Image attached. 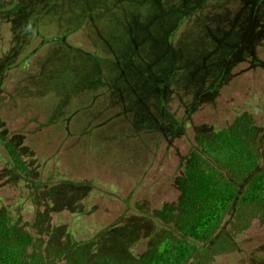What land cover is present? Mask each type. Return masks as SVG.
<instances>
[{
	"label": "rangeland",
	"instance_id": "rangeland-1",
	"mask_svg": "<svg viewBox=\"0 0 264 264\" xmlns=\"http://www.w3.org/2000/svg\"><path fill=\"white\" fill-rule=\"evenodd\" d=\"M204 1L200 0V2ZM210 1L215 4L217 0ZM33 2L27 12L22 13L16 22L0 25V71L4 69V65L17 59L19 62L12 68L20 67L22 59L27 58L34 51L40 50L43 45L50 42L62 43L67 34L66 30H59L64 29L63 23L69 22L66 24L69 31L72 28H77L82 20L87 19L88 12L93 14L94 17L90 20H95L96 27L107 26L109 29L113 26L107 23L108 20H119V18H111L118 10L134 11L145 15L146 11H140L148 9L151 11L152 17L158 16V23L162 22L164 27L166 26L160 36H166L168 42L173 41L178 30L184 26L186 18L191 14V11L187 12L190 7L187 0H51V5L47 10L42 7L46 1L44 3L40 0ZM232 2H235L232 5L236 9H240L244 5V10L235 11L234 27H222L223 31L219 34L216 33L217 37L221 34L228 35L231 43L230 52L231 50L237 51L231 68L228 63L230 55L225 56L217 70L215 66L218 62L212 51L210 55L205 54V56L199 57L204 61V66L201 69L210 72L211 75L214 74L204 82L203 87H192L194 91L190 95L187 92L178 93V108L175 110L178 117L169 110L166 104L167 95L165 94V98L162 93L165 89L160 87V92L157 94L158 99L161 95L160 113L163 117L165 115L169 117L171 125L165 135L176 133L177 130L178 133L166 141L162 140L163 142L150 156V165L145 167L134 168L127 164H120V166L111 164L116 160V154L122 152L121 149H118V145H130L131 141L130 139L118 141L111 138L103 140L101 138H104V135L99 136L97 133L96 135L99 136L97 138L103 141H98L94 157L96 159L100 157V161L103 163L106 161L103 168L91 170L92 173L89 170H83V167L79 168V164L84 166L85 162H89L88 155L81 153L69 157L64 148L57 151L55 155L48 156L49 159H47V153L57 146L58 141L28 138L29 134L24 133H28L27 131H30L35 125L29 121H23L21 117L16 120L13 114H10V106L8 109L6 108L9 104L3 96L4 92H0V136H3L4 139L10 138L9 129L20 130L26 138L25 141H18L17 144L20 146L23 142L27 145L25 160L32 163L26 179L15 181L11 169L7 165L8 153L3 146L0 147V207L8 206L13 215L20 214L22 221L28 224L27 228L30 227L29 224L33 219L43 217L45 226L52 231L54 229L55 231L57 229L64 230L77 240L95 242V247L103 244L106 248L119 244V241L113 240L117 228H121L117 221L121 217L128 218L130 224L120 232L132 230L136 238L143 239L133 247V251L137 253L145 250L150 241L146 240V235L151 233L154 224L143 218L144 215H138V211L145 215L159 216L157 213L164 204L177 201L179 192L176 187V179L183 168L181 160L191 149L197 132L200 129H216L229 124L241 112H250L257 122L264 121V0H232ZM252 7H257L254 9L256 11L252 10ZM34 8V13H29ZM84 9L92 11H84ZM232 10L235 8L232 7ZM23 11L25 10L23 9ZM136 13L131 14L130 21L132 23H134L133 16L137 17L138 15ZM28 14L31 15L28 16ZM169 14L177 15V20L172 24L164 19V16ZM145 19V23L150 25L152 19L149 16ZM73 21H77V23L70 24ZM200 21L202 22V19ZM52 23H56V26L59 27L55 28L59 31L53 34L49 33L55 27ZM112 23L116 24V22ZM33 26L38 27L40 35L35 32L36 29ZM203 31L202 26L191 25L187 30L188 35L185 36L184 44L192 43L195 37ZM146 45L147 42L142 44L143 47ZM69 48L78 53L81 58L87 59L86 57H88L99 60L97 53L92 50H86L80 46ZM87 61L90 60L87 59ZM183 69L186 71L187 65H183ZM179 71L182 69L180 68ZM19 75L18 69L5 71L0 78V87H15L20 79ZM26 77L28 76L22 78L24 84L29 82V79H25ZM150 85L151 87H147V89L154 88L152 84ZM209 87L211 95H203L197 108L190 114V105L193 104V109L197 99L201 97L197 95L198 98L195 100L193 96L195 97V94L205 91V88ZM65 89H68L70 94L72 93V87H65ZM147 92L149 95L153 93L149 90ZM43 96L44 98L40 100L38 94H35V97H30L28 102L32 103L31 105H37V111L40 108L50 110L56 119L61 120L68 117V115L64 116V112H59L63 109L62 106H58L57 102L51 101L48 104L47 89ZM169 105L176 108L172 101ZM81 110L83 109L77 108V111ZM56 125L52 124L53 127ZM96 127L97 125L89 123L83 133L72 135L79 136L80 140H84L87 132ZM72 159L79 163L78 166L74 165L73 169L70 164ZM109 159L112 160L111 163ZM39 174L43 180H49L47 186L56 183V181L69 183H66L67 187L53 188L51 186V188L43 187L35 190L33 183L38 181ZM92 174V183L97 186H94L95 189L90 191L80 184L85 183ZM72 178L76 180L73 181ZM51 191L55 192L54 197L50 195ZM110 226L111 229L105 232V229ZM37 229L38 227H34L31 230L35 233ZM103 240L109 241L104 242ZM160 240H162L161 237L158 241ZM152 245H154V241ZM240 247L243 248L242 251L221 256L214 264H238L239 259L249 252L264 258V224L254 219L245 234L240 237Z\"/></svg>",
	"mask_w": 264,
	"mask_h": 264
},
{
	"label": "crops",
	"instance_id": "crops-1",
	"mask_svg": "<svg viewBox=\"0 0 264 264\" xmlns=\"http://www.w3.org/2000/svg\"><path fill=\"white\" fill-rule=\"evenodd\" d=\"M235 2L217 0L214 4L210 0L204 2L187 0L190 6L187 12L191 11L190 17L186 18L184 26L170 42L167 41L166 36H160L166 26L164 27L162 22L158 23V16L153 14L152 17L148 9L140 11H146L145 15L118 10L111 18H119V20H108L107 23L113 26L109 29L107 26L96 27L95 20H90L94 16L89 12L86 15L87 19L82 20L77 28H72L70 31L66 27L69 22L63 23L64 29H59L66 30L67 33L63 42L60 44L50 42L24 58L20 67L13 68L18 69L20 74L15 87H0V92H4L3 96L9 104L6 108L10 106V114H13L16 120L21 117L23 121L35 125L27 131L28 133H24L29 134L28 138L58 141L57 146L47 153V159L61 148L66 149L69 157L81 153L88 155L89 162H85L84 166L73 159L70 160L72 169L74 165L79 164V168L83 167V170L92 173L91 170L104 166L106 161L103 163L100 157L96 159L94 154L98 141L107 138L131 141L130 145H118V149L122 152L116 154L113 163L109 159L111 164H119V166L127 164L134 168L150 165V156L154 154L162 140L166 141L178 133L177 130L176 133L165 135L171 125L169 117L166 115L163 117L160 113L161 95L160 99L157 95L160 87L165 89L162 93L165 98L167 95L166 104L169 110L178 117L175 112L178 108V93L187 92L190 95L187 87H203L204 82L214 74L211 75L210 72L201 69L204 61L199 57L210 55L212 51L218 62L215 66L217 70L220 62L229 55L230 37L221 34L216 38L215 28H220L219 34L223 31L222 27H234L235 11L244 10V5L236 9L232 5ZM232 7L235 10H232ZM134 13L138 15L133 16L134 23H132L130 17ZM219 13H222L223 18L218 15ZM148 16L152 19L150 25L144 21ZM164 19L172 24L177 20V15L169 14L164 16ZM75 23L77 21L70 24ZM52 24L55 27L49 32L51 34L59 31L55 29L59 28L56 23ZM196 24L202 26L203 33L200 32L192 43L185 45V36L190 33L189 31L187 33L188 28ZM144 42H147V45L143 47ZM71 46L92 50L97 53L99 60L86 57L90 60L87 61L72 51L69 48ZM183 65H187L186 71ZM180 68L182 71H179ZM24 76H28L26 80L29 79L25 84L22 79ZM150 84L154 88L147 89L151 87ZM65 87H72V93L70 94ZM46 89L49 93L48 104L51 101L57 102L63 109L59 112H64V116L68 115V117L56 119L50 110L40 108L37 111V105L28 102L30 97H35V94H38V98L42 100ZM146 90L153 93L149 95ZM171 101L176 108L169 105ZM78 107L83 110L77 111ZM89 123L97 127L88 131L84 140L72 135L83 133ZM52 124L57 125L53 127ZM9 132L10 138L22 134L16 128L9 129ZM96 133L99 136L104 135V138H101L103 140L97 138L99 136ZM91 177L93 174L84 184L97 186L92 183Z\"/></svg>",
	"mask_w": 264,
	"mask_h": 264
},
{
	"label": "trees",
	"instance_id": "trees-1",
	"mask_svg": "<svg viewBox=\"0 0 264 264\" xmlns=\"http://www.w3.org/2000/svg\"><path fill=\"white\" fill-rule=\"evenodd\" d=\"M37 1L0 0V25L16 22ZM40 1H46L44 10L51 5V0ZM34 11L35 8L29 13ZM218 15L222 17V13ZM33 28L40 35L38 27ZM236 52L231 50L229 66ZM17 62L19 59L4 65L0 78ZM187 88L190 93L194 91ZM209 90L210 87L205 88L193 96L195 100L197 95L201 97L193 109L190 105V114L203 95H211ZM19 135L5 139L0 136V147L8 153L7 165L15 181L25 180L32 167L25 160L27 145L17 144L25 141L23 134ZM181 162L183 168L176 179L177 201L164 204L159 216L138 211V215L154 224L146 235L150 241L145 250L133 251L143 239L136 238L132 230L120 232L130 224L128 218L117 221L121 225L113 238L119 241L117 246L95 247V242L77 240L64 230L48 229L43 217L33 219L27 228L20 214L13 215L7 206L0 207V264H214L221 256L242 251L240 237L251 222L256 219L264 224V121L257 122L250 112H241L229 124L200 129ZM48 181L40 175L33 189L67 187L69 183L56 181L47 186ZM80 185L90 191L95 189L91 184ZM50 195L54 197L55 192ZM34 227H38L35 233L31 230ZM110 229L111 226L105 232ZM160 237L162 240L158 241ZM238 264H264V258L249 252Z\"/></svg>",
	"mask_w": 264,
	"mask_h": 264
}]
</instances>
